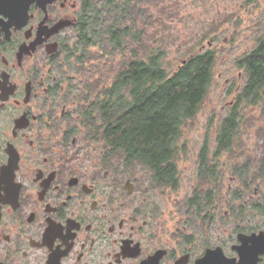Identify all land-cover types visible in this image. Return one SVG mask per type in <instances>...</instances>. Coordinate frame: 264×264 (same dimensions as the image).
Segmentation results:
<instances>
[{
  "label": "flooded vegetation",
  "instance_id": "obj_1",
  "mask_svg": "<svg viewBox=\"0 0 264 264\" xmlns=\"http://www.w3.org/2000/svg\"><path fill=\"white\" fill-rule=\"evenodd\" d=\"M92 1L0 0V264H264V9L231 99L150 159L105 136L115 68L84 46Z\"/></svg>",
  "mask_w": 264,
  "mask_h": 264
},
{
  "label": "trees",
  "instance_id": "obj_2",
  "mask_svg": "<svg viewBox=\"0 0 264 264\" xmlns=\"http://www.w3.org/2000/svg\"><path fill=\"white\" fill-rule=\"evenodd\" d=\"M163 2L93 0L83 38L85 47L93 42L98 47L95 58L115 68L111 86L103 90L115 91L114 105L105 106L106 122L114 118V124L105 127V136L116 151L146 154L150 159L173 150V141L184 128L175 122L195 118L211 88L216 63L206 50L189 54L168 70L165 53L146 40L149 30L160 23L154 10H160ZM254 56L260 59L261 75L264 51Z\"/></svg>",
  "mask_w": 264,
  "mask_h": 264
},
{
  "label": "rangeland",
  "instance_id": "obj_3",
  "mask_svg": "<svg viewBox=\"0 0 264 264\" xmlns=\"http://www.w3.org/2000/svg\"><path fill=\"white\" fill-rule=\"evenodd\" d=\"M251 1L247 4L246 0H164L160 10H154V15L158 13L160 23L149 30L146 40L152 47H158L165 53L169 71L174 70L189 54L204 51L210 37H218L213 45V49L219 52L213 85L203 104L204 109L196 119H207L213 112L219 114L231 99L226 95L225 80L235 79L238 75L235 61L253 46L249 37L250 26L256 20V15L264 9V0ZM243 16L249 21L243 22L240 28L239 18ZM239 30L243 31V35L237 39ZM154 31L156 34L153 37ZM203 36V42H199ZM91 64L93 62L89 61L86 67ZM201 132L200 128H187L184 135L193 139Z\"/></svg>",
  "mask_w": 264,
  "mask_h": 264
},
{
  "label": "water",
  "instance_id": "obj_4",
  "mask_svg": "<svg viewBox=\"0 0 264 264\" xmlns=\"http://www.w3.org/2000/svg\"><path fill=\"white\" fill-rule=\"evenodd\" d=\"M33 1H37L38 4H39L41 7H44L46 4L52 2V0H31V2H33ZM63 26H65V23H62V22L57 23V24L54 26L53 31H58V30L61 29ZM260 246H261V248H262V249H261V252H263V250H264V241H261V242H260Z\"/></svg>",
  "mask_w": 264,
  "mask_h": 264
}]
</instances>
